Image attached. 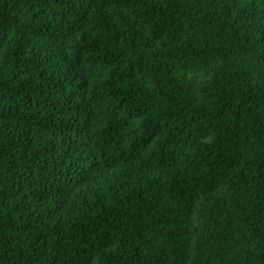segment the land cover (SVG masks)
I'll return each mask as SVG.
<instances>
[{"label": "trees", "instance_id": "1", "mask_svg": "<svg viewBox=\"0 0 264 264\" xmlns=\"http://www.w3.org/2000/svg\"><path fill=\"white\" fill-rule=\"evenodd\" d=\"M0 264H264V0H0Z\"/></svg>", "mask_w": 264, "mask_h": 264}]
</instances>
